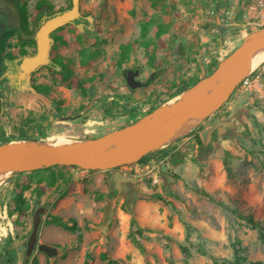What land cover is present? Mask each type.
Listing matches in <instances>:
<instances>
[{"label":"rangeland","instance_id":"1","mask_svg":"<svg viewBox=\"0 0 264 264\" xmlns=\"http://www.w3.org/2000/svg\"><path fill=\"white\" fill-rule=\"evenodd\" d=\"M80 3L84 21L54 33V64L19 79L13 61L1 60L0 145L76 143L121 129L169 102L177 86L193 85L264 26V0ZM25 16L31 21L35 14ZM26 43L32 52L33 41L14 35L4 53L16 57ZM58 61L71 70L66 81ZM133 67L149 85L126 86L124 71ZM35 85L49 87V94ZM174 152L180 160L173 165ZM34 213L41 223L26 257ZM69 219L75 231L60 224ZM136 227L142 235L134 239ZM263 235L264 59L221 106L133 164L15 170L0 181V264H105L102 251L129 264H233L238 257L264 264ZM40 243L58 253L48 257Z\"/></svg>","mask_w":264,"mask_h":264},{"label":"water","instance_id":"2","mask_svg":"<svg viewBox=\"0 0 264 264\" xmlns=\"http://www.w3.org/2000/svg\"><path fill=\"white\" fill-rule=\"evenodd\" d=\"M0 14L4 16L8 26L20 29L19 13L14 0H0ZM77 17V0H73L72 8L56 13L39 24L32 35L37 43L36 53L16 60L19 79L28 77L37 67L50 61L48 57L51 45L50 33ZM263 54L264 26L245 37L232 52L217 63L208 75L175 95L127 146L90 152L76 146L52 145L42 142L8 143L0 145V174L12 170L34 171L57 165L76 166L83 170H109L133 164L156 149L167 133L184 122L189 117L192 108L207 92L218 87L230 74L246 68L254 59ZM138 75V69L125 71L124 78L129 89L147 85V82L136 79ZM152 77L153 73L150 75V78ZM217 129L219 131L220 127ZM38 249L48 257H53L58 253L56 247L46 243H40Z\"/></svg>","mask_w":264,"mask_h":264},{"label":"bare ground","instance_id":"3","mask_svg":"<svg viewBox=\"0 0 264 264\" xmlns=\"http://www.w3.org/2000/svg\"><path fill=\"white\" fill-rule=\"evenodd\" d=\"M264 59V54L254 59L246 68L230 74L218 87L207 92L201 100L192 108L189 117L182 122L178 127L167 133L163 140L175 139L180 136V133L187 130L197 123L203 115L209 114L221 106L233 92L235 85L245 76H247L252 67L257 66ZM169 102L160 105L150 114H147L132 124H129L121 129H115L110 133L94 139H87L76 143H70L69 140H60L50 142L52 145L76 146L88 150L90 152H101L112 149H118L127 146L139 135L145 126L162 111ZM187 132V131H186ZM66 139V138H65ZM15 171V170H12ZM12 171H7L0 174V181Z\"/></svg>","mask_w":264,"mask_h":264},{"label":"flooded vegetation","instance_id":"4","mask_svg":"<svg viewBox=\"0 0 264 264\" xmlns=\"http://www.w3.org/2000/svg\"><path fill=\"white\" fill-rule=\"evenodd\" d=\"M80 1L81 0H77L78 17L75 18L74 20L56 28L55 30H53L49 35L51 42L53 40L54 33L57 30H59L60 28H62L63 26L68 25V24H75L76 25V24L84 21V16L82 13L83 11L81 8ZM14 2L16 4V7H17V10L19 13L20 29L18 30L14 27L8 26L5 23L4 16L2 14H0V63H1V60L6 58L5 57L6 53H4L5 44L7 42H9V39L12 38L14 35L17 36L18 40L23 39L24 42L33 41L35 44V48H33L32 52L28 53L27 48L29 45H27V43H26V45L25 44L23 45L24 49L23 48H22V50L20 49L21 53L18 54V56H16L14 59L7 58L8 61H13V66L15 67L16 75H18L19 70H18V66L16 64V58H20L22 56H32L37 51V43H36V40L32 37V35L35 33L39 24L43 23L47 18H49L50 16H52L56 13H60L64 10L72 8L73 0H14ZM32 12H34L35 16L33 18H31V21H29V18H27L25 15L27 13H32ZM30 23H31V25H30ZM30 29H32V30L34 29V31H30ZM20 50H18V51H20ZM9 54L13 55V53H9ZM48 57H49L50 61L44 65L54 64L55 62L53 61L52 58H50V48H49V52H48ZM41 66L37 67L33 72H31V74H33ZM129 69L135 70L138 68L133 67V68H129ZM126 70H128V69H126ZM125 71H124V73H125ZM138 71H139V69H138ZM0 72H1L0 76H2L0 83H2L4 71H0ZM136 79H139L142 82H147V85H149V83L151 81L149 79L144 80L143 77L140 76V72H139L138 77H136ZM4 103L5 102H4L3 97L0 96V117L4 113ZM214 131L217 132L218 129H215ZM35 246H36V244H34V246H32V247L34 248ZM38 246H39V244H38Z\"/></svg>","mask_w":264,"mask_h":264},{"label":"trees","instance_id":"5","mask_svg":"<svg viewBox=\"0 0 264 264\" xmlns=\"http://www.w3.org/2000/svg\"><path fill=\"white\" fill-rule=\"evenodd\" d=\"M164 32L163 28L160 27L156 33V36H160L162 33ZM6 58H9V59H14L15 57L13 55H10L9 53H6L5 55ZM58 66H60L61 68V75H62V80L63 81H66L69 79L70 75H71V70L69 68L66 67L65 64H63L62 62L58 61ZM212 67L215 68V66L217 65V62L213 61L211 63ZM211 71H209L207 74H205L204 76L208 75ZM79 85H81V83H78ZM189 85H187L186 83H182V85H179L176 87L175 89V93L174 95H177L179 92H181L183 89L187 88ZM37 93H40L44 96H47L49 94V87L47 86H41V85H35L32 87ZM173 95V96H174ZM58 104H61L63 102V100H58L57 101ZM57 110L59 111L60 108L57 107ZM198 139V138H197ZM198 142H200V140L198 139ZM210 151V146H207V147H201V154L204 155L206 153H208ZM180 160V157L178 155L177 152H174L171 154V158H170V162L174 165L176 164L177 162H179ZM64 167V166H63ZM72 167H76V166H72ZM51 167L49 168H45V169H39V170H34V171H29V172H41V171H46L48 169H50ZM78 168V167H77ZM80 169V168H79ZM26 188V187H25ZM111 195V194H110ZM157 196V195H156ZM99 197L101 198V195H99ZM156 198H159V197H156ZM15 211H17L18 213H21L22 212V208L17 206L15 208ZM12 213V212H10ZM244 219L248 220L249 222H253V219L251 218V215H246V216H243ZM59 219V218H57ZM68 223H60L62 224L63 228L65 229H68L70 231H75L76 230V222L74 219H69L67 220ZM40 215L38 214H33V226H32V229L30 231V235L28 236V241L26 243L27 245V251L24 252L26 257H29V254L32 250V246H34V244L36 243L37 241V238H38V230H39V227H40ZM135 224V221L132 220L131 221V225L133 226ZM134 234H138V235H142V229L139 228V227H136V229L133 231L132 233V236L134 237ZM80 238V236H78ZM263 238H264V235H263ZM135 239V237H134ZM136 241V240H135ZM184 252L187 254L188 253V250L187 248H183ZM100 258L105 261V264H129V263H125L124 261L122 260H119V259H112L108 256L107 252L106 251H102L100 252ZM216 264H225L223 262H217ZM233 264H242V262L240 261V257H238V260L233 263Z\"/></svg>","mask_w":264,"mask_h":264},{"label":"built area","instance_id":"6","mask_svg":"<svg viewBox=\"0 0 264 264\" xmlns=\"http://www.w3.org/2000/svg\"><path fill=\"white\" fill-rule=\"evenodd\" d=\"M250 7H252V6H250ZM252 23H253V24H255V22H252ZM245 82L247 83V82H248V80L246 79V80H245Z\"/></svg>","mask_w":264,"mask_h":264}]
</instances>
